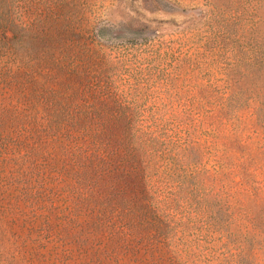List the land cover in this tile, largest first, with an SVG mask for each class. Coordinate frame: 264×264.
Segmentation results:
<instances>
[{"label": "trees", "instance_id": "16d2710c", "mask_svg": "<svg viewBox=\"0 0 264 264\" xmlns=\"http://www.w3.org/2000/svg\"><path fill=\"white\" fill-rule=\"evenodd\" d=\"M257 1L209 0L196 24L159 42L155 65L169 100L146 107L124 99L116 64L156 38L91 45V21L107 20L117 3L99 12V0H0V70L24 84L18 100L70 143L60 144L64 162L81 169L89 194L106 188L99 216L115 213L111 183L120 168L128 172L139 188L133 209L147 202V242L155 238L164 264H264V182L240 150L243 114L264 132Z\"/></svg>", "mask_w": 264, "mask_h": 264}, {"label": "rangeland", "instance_id": "374dc122", "mask_svg": "<svg viewBox=\"0 0 264 264\" xmlns=\"http://www.w3.org/2000/svg\"><path fill=\"white\" fill-rule=\"evenodd\" d=\"M207 1L96 3L99 12L111 3L118 5L107 20L99 15L91 21V45L95 48L129 38L139 42L156 38L130 48L125 59L117 61L119 77L124 80L119 90L125 100L146 107L169 100L154 58L162 48L156 45L174 38L172 35L183 26L196 24L198 9L205 8ZM213 1L223 7L233 2ZM255 8L264 29V0L257 1ZM98 30L102 31L100 36L95 33ZM11 71L0 70V110L16 108L20 113L16 120L12 112L0 115V264H164L163 249L155 238L153 244L147 242V202L143 201L142 212L133 209L139 188L127 177L128 172L120 168L111 183L115 213L109 219L99 216L101 208L107 206L106 188L96 186L89 194L87 185L79 180L81 169L64 162L60 144L70 143L57 139L48 122L18 100L24 84L10 79ZM24 83L29 87L26 80ZM242 122L240 150L250 155L246 161L248 170H254L250 176L264 182V132L248 113L243 114ZM233 181L238 182V178ZM235 264L250 263L238 258Z\"/></svg>", "mask_w": 264, "mask_h": 264}]
</instances>
